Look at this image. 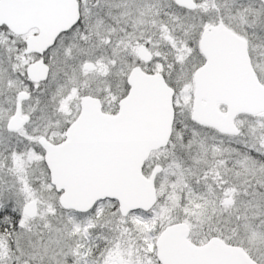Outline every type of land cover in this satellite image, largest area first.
Returning a JSON list of instances; mask_svg holds the SVG:
<instances>
[{"label": "snow or ice", "instance_id": "6c2138e0", "mask_svg": "<svg viewBox=\"0 0 264 264\" xmlns=\"http://www.w3.org/2000/svg\"><path fill=\"white\" fill-rule=\"evenodd\" d=\"M0 264H264V0H0Z\"/></svg>", "mask_w": 264, "mask_h": 264}]
</instances>
